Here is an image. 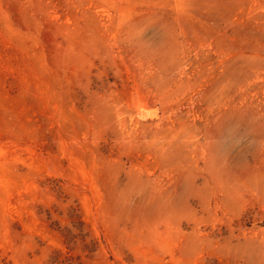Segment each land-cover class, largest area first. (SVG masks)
Masks as SVG:
<instances>
[{"label": "rangeland", "instance_id": "1", "mask_svg": "<svg viewBox=\"0 0 264 264\" xmlns=\"http://www.w3.org/2000/svg\"><path fill=\"white\" fill-rule=\"evenodd\" d=\"M0 264H264V0H0Z\"/></svg>", "mask_w": 264, "mask_h": 264}]
</instances>
